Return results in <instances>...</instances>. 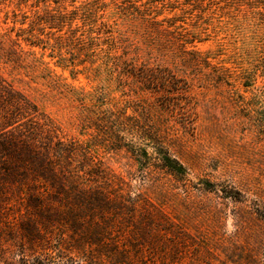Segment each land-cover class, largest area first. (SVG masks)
Segmentation results:
<instances>
[{
	"label": "rangeland",
	"instance_id": "1",
	"mask_svg": "<svg viewBox=\"0 0 264 264\" xmlns=\"http://www.w3.org/2000/svg\"><path fill=\"white\" fill-rule=\"evenodd\" d=\"M0 79L91 179L0 200V264H264V0H0Z\"/></svg>",
	"mask_w": 264,
	"mask_h": 264
},
{
	"label": "trees",
	"instance_id": "2",
	"mask_svg": "<svg viewBox=\"0 0 264 264\" xmlns=\"http://www.w3.org/2000/svg\"><path fill=\"white\" fill-rule=\"evenodd\" d=\"M109 59L108 64L119 72L131 70L120 57ZM136 70L141 82L160 94L163 104L172 108L180 105L177 96L184 84L176 73L147 65ZM74 154L68 152L53 122L26 95L0 79V200L4 206L12 200L13 191L19 194V201L39 204L44 201L43 192L53 183L61 184L64 190L67 183L83 190L91 179L72 170Z\"/></svg>",
	"mask_w": 264,
	"mask_h": 264
}]
</instances>
